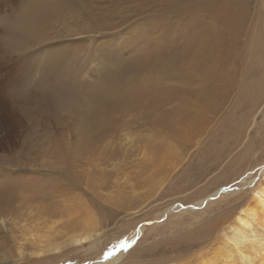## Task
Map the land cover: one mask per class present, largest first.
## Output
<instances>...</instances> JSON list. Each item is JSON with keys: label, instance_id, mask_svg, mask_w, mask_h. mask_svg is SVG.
I'll use <instances>...</instances> for the list:
<instances>
[{"label": "rangeland", "instance_id": "1", "mask_svg": "<svg viewBox=\"0 0 264 264\" xmlns=\"http://www.w3.org/2000/svg\"><path fill=\"white\" fill-rule=\"evenodd\" d=\"M260 185L264 0H0V264H196Z\"/></svg>", "mask_w": 264, "mask_h": 264}, {"label": "bare ground", "instance_id": "2", "mask_svg": "<svg viewBox=\"0 0 264 264\" xmlns=\"http://www.w3.org/2000/svg\"><path fill=\"white\" fill-rule=\"evenodd\" d=\"M220 9L221 7L219 8V10ZM232 9L234 8H232V5L230 3L228 4L225 3L224 8L220 11V13H222L223 15V24L226 26V27L224 26L225 28L229 27L232 24V21L234 18ZM203 33H204V36L203 37L199 36L197 40L194 42V44L190 46L191 50L189 51H190L191 60H192L191 69L194 71H192L191 75L188 76V78H186L188 80L186 82H190L191 85L193 82L195 84L198 83V87L201 85H204L205 87H207V84H209L210 81L212 82L215 77H218V78L222 76L224 77V75L226 74L225 73L226 67L225 65L220 66L218 61L223 57V55L229 56L230 54L229 48L227 49L222 44H218L216 42L215 38L218 39L217 31H213V32L203 31ZM229 37L231 36L229 35ZM196 71H199V73H201L199 77H198L199 73L197 74ZM198 87L196 86V89H198ZM60 91L62 90L60 89ZM185 100L183 99V101ZM188 106L190 107V105ZM192 109L194 110V108L192 107L191 109H188L190 114L186 115V117H188L189 115H191V113L195 111L194 114L196 115V117L199 116L200 118H203V116L200 115L203 111L201 112L196 109L197 111H199L198 113L196 112V110L193 111ZM190 122L192 123V121ZM197 122L199 121L197 120ZM195 124L193 126L196 127ZM191 128H189V131ZM254 196H253L254 204L252 206H247V208L242 212L241 215L236 216V219H235L236 225L231 229L230 235L228 236L224 235L223 241L221 245L219 246L220 248L217 247L215 250L213 249L212 252L208 253L206 256H200L199 261L196 264H264V226L263 228L261 227V229L263 230L262 231L263 234L257 235L253 231V228L255 226L257 227L261 226L260 225L261 219L259 220V217L257 216L258 212L256 211V208H260L262 209V211H264V185H260L254 191ZM78 235L79 234H77L76 237H73V239H70L69 242L71 244H74V243H78V242L88 239V237H85V235L84 236H78ZM56 249L58 248L57 247L53 248L54 251ZM118 259L119 258H111L109 261L111 263H114Z\"/></svg>", "mask_w": 264, "mask_h": 264}]
</instances>
